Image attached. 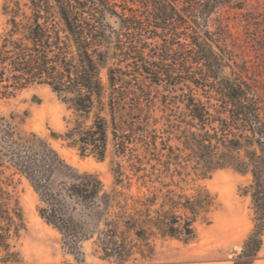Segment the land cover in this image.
<instances>
[{"label": "trees", "instance_id": "1", "mask_svg": "<svg viewBox=\"0 0 264 264\" xmlns=\"http://www.w3.org/2000/svg\"><path fill=\"white\" fill-rule=\"evenodd\" d=\"M243 3L28 0L26 11L16 6L0 33V100L32 86L48 87L71 113L65 132L51 137L80 157L103 161L109 142L118 157H126L129 146L154 144L143 133L154 129L152 93L163 89L164 108L170 106L167 97L182 105L177 157L185 167L202 178L227 168L251 175L254 227L233 264H252L264 230V103L240 76L220 75L224 55L214 50L218 42L207 30L217 9H242ZM6 172L28 182L38 197V216L75 260L81 243L94 237L102 259L112 264H127L136 253L139 260L147 258L136 242H147L157 220L126 215V206L104 190L96 174L78 172L47 140L34 133L23 136L0 117V264H19L8 240L13 217L20 221L21 215L18 209L10 215ZM207 205L187 199L183 208L195 217ZM179 221L165 218L162 232L188 242L194 237L193 220Z\"/></svg>", "mask_w": 264, "mask_h": 264}, {"label": "rangeland", "instance_id": "2", "mask_svg": "<svg viewBox=\"0 0 264 264\" xmlns=\"http://www.w3.org/2000/svg\"><path fill=\"white\" fill-rule=\"evenodd\" d=\"M240 1L244 2L242 9H217L207 20V30L218 42L214 50L224 55L220 75L230 79L240 76L256 87L264 103V0ZM27 2L0 0V33L7 28L16 6L26 11ZM134 7L141 5L135 3ZM109 22L118 28L115 19ZM102 77L105 79V70ZM162 90L152 93L156 101L152 113L154 129L143 133L154 144L129 146L126 157H118L109 142L103 161L80 157L75 149L51 137L52 133L65 132L71 113L46 86H32L14 97L1 99L0 117L23 136L34 133L47 140L78 172L96 174L104 190L126 206V215L139 221L159 222L155 227L145 224L149 227L147 242H136L132 234H127L129 241L146 251L145 260H139L137 253L132 257L138 259L137 264H233L254 227L248 193L251 175L227 168L202 178L191 166L185 167L177 157L184 128L182 105L167 97L170 106L164 108L159 97ZM4 177V189L10 195V215L17 209L21 215L20 221L13 217L8 240L11 251L18 253L19 264H112L102 259L95 237L81 243L79 260H75L63 248L60 235L38 216V197L28 182L11 176V172ZM196 198L208 205L194 217L183 205L187 199ZM170 216L180 218V223L193 220L194 237L190 241L163 234V222ZM261 239V249L252 264H264V230Z\"/></svg>", "mask_w": 264, "mask_h": 264}, {"label": "bare ground", "instance_id": "3", "mask_svg": "<svg viewBox=\"0 0 264 264\" xmlns=\"http://www.w3.org/2000/svg\"><path fill=\"white\" fill-rule=\"evenodd\" d=\"M45 107V106H44Z\"/></svg>", "mask_w": 264, "mask_h": 264}]
</instances>
